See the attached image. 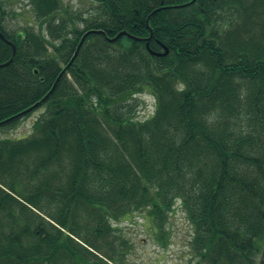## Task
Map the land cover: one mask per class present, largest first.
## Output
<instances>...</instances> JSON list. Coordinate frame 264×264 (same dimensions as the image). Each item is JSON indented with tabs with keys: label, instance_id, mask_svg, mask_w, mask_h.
I'll return each instance as SVG.
<instances>
[{
	"label": "trees",
	"instance_id": "1",
	"mask_svg": "<svg viewBox=\"0 0 264 264\" xmlns=\"http://www.w3.org/2000/svg\"><path fill=\"white\" fill-rule=\"evenodd\" d=\"M28 1L38 30L0 1V129L46 116L0 140V264H126L112 222L178 206L194 264H264V0Z\"/></svg>",
	"mask_w": 264,
	"mask_h": 264
},
{
	"label": "rangeland",
	"instance_id": "2",
	"mask_svg": "<svg viewBox=\"0 0 264 264\" xmlns=\"http://www.w3.org/2000/svg\"><path fill=\"white\" fill-rule=\"evenodd\" d=\"M0 1L8 13L9 30L25 27L38 30L39 22L28 0ZM65 7H68L71 13L84 18L94 13L91 0H64ZM122 110L131 114L136 120L145 121L155 113V99L146 91L129 101ZM44 116H46L45 107L22 120L14 128L0 129V140L19 141L33 137L35 124ZM82 216L85 217L84 213ZM112 223L115 229L119 228L114 236L118 245L126 249V264H194L198 261L193 255L191 246L193 228L179 206L166 225V233L155 231L146 210L136 212L130 221Z\"/></svg>",
	"mask_w": 264,
	"mask_h": 264
},
{
	"label": "water",
	"instance_id": "3",
	"mask_svg": "<svg viewBox=\"0 0 264 264\" xmlns=\"http://www.w3.org/2000/svg\"><path fill=\"white\" fill-rule=\"evenodd\" d=\"M90 33H91V32H88V33H86V34L84 35V37H83L81 43L79 44V46H78V48H77V51H76V53H75L73 59L71 60V62L69 63V65H68L67 67H69V66L73 63V61L76 59V57H77L78 54H79V51H80V49H81V46H82L84 40L86 39V37H87ZM123 35H129V34L126 33V32H123V33L119 34L116 38H114V39H110V40H111V41H114V40L118 39L120 36H123ZM152 37H153V34L151 35V37H150L148 40H150ZM0 38H1L2 40L6 41L7 43H9V44L12 45L13 50H14V55H15V54H16V46H15L13 43L7 41L6 38H5V36H4L1 32H0ZM167 54H168V50H166V52H165L164 54H160V55H161V56H166ZM11 62H12V60L9 61L8 63L4 64V65H0V68L10 65ZM61 76H62V75H60L59 79L61 78ZM59 79H58V81H59ZM58 81H57V82H58ZM55 87H56V84H55V86L53 87V89L51 90L50 93L53 92V90L55 89ZM50 93H49V94H50ZM39 105H40V103L37 104V105H35L33 108L29 109L26 113L31 112L34 108L38 107Z\"/></svg>",
	"mask_w": 264,
	"mask_h": 264
},
{
	"label": "bare ground",
	"instance_id": "4",
	"mask_svg": "<svg viewBox=\"0 0 264 264\" xmlns=\"http://www.w3.org/2000/svg\"><path fill=\"white\" fill-rule=\"evenodd\" d=\"M153 55H157V56H161L160 54H155V53H152Z\"/></svg>",
	"mask_w": 264,
	"mask_h": 264
}]
</instances>
